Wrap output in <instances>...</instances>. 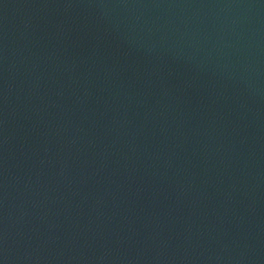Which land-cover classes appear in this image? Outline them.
Segmentation results:
<instances>
[{"label":"water","instance_id":"95a60500","mask_svg":"<svg viewBox=\"0 0 264 264\" xmlns=\"http://www.w3.org/2000/svg\"><path fill=\"white\" fill-rule=\"evenodd\" d=\"M0 264H264V0H0Z\"/></svg>","mask_w":264,"mask_h":264}]
</instances>
